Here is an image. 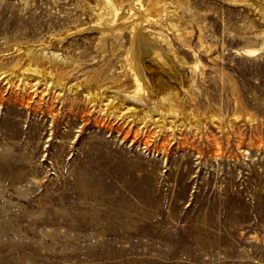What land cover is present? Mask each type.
I'll list each match as a JSON object with an SVG mask.
<instances>
[{
	"label": "rangeland",
	"instance_id": "374dc122",
	"mask_svg": "<svg viewBox=\"0 0 264 264\" xmlns=\"http://www.w3.org/2000/svg\"><path fill=\"white\" fill-rule=\"evenodd\" d=\"M112 1L149 89L104 0H0V264H264V0Z\"/></svg>",
	"mask_w": 264,
	"mask_h": 264
},
{
	"label": "bare ground",
	"instance_id": "6f19581e",
	"mask_svg": "<svg viewBox=\"0 0 264 264\" xmlns=\"http://www.w3.org/2000/svg\"><path fill=\"white\" fill-rule=\"evenodd\" d=\"M115 3L112 0H104L105 8L107 10V14L108 15L103 16L100 19L101 20L100 22H101V24H103V23L106 24V25L108 24L110 26V28H113V27L114 28L115 27L116 28L127 27V28H129L132 31L131 37H130L131 38L130 39V46L128 48L129 54H130V61H131V64H132V72H133V75L135 77V80H136V83H137V87L140 88V89L141 88L143 89L144 87L146 89H149L150 88L149 87V80H148L149 78L147 77V75H146V73H145V71H144V69L142 67V64H141L142 61L140 62V59H141V55L144 52H147L148 50H152V49L153 50H157L158 48H160V46L158 45L159 43L158 44L155 43V42H157L155 40H154L155 42H148L149 40L153 41L152 39H149L147 41L148 34H150V33H146L145 34V32L144 33L141 32L139 30L140 28H138V26H136L137 24L132 26L129 21L125 22V19H123L121 17V13H120V8H121L120 3L121 2L120 3H116V4ZM148 4L151 5L150 3H148ZM148 4H147V6H148ZM144 11H145V16H146L147 8L144 9ZM129 17H128V19H129ZM126 19H127V17H126ZM107 28H109V27H107ZM151 34L153 35L152 32H151ZM146 35H147V37H146ZM136 99H138V97H136Z\"/></svg>",
	"mask_w": 264,
	"mask_h": 264
}]
</instances>
